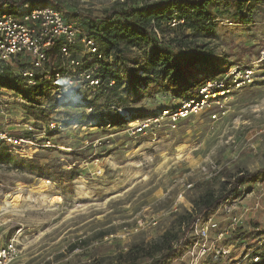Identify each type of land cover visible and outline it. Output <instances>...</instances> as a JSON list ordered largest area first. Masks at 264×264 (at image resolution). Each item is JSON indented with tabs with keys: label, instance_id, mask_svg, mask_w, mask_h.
I'll use <instances>...</instances> for the list:
<instances>
[{
	"label": "rangeland",
	"instance_id": "obj_1",
	"mask_svg": "<svg viewBox=\"0 0 264 264\" xmlns=\"http://www.w3.org/2000/svg\"><path fill=\"white\" fill-rule=\"evenodd\" d=\"M154 1L159 0H148ZM55 3L65 15L76 13L75 20L88 29L93 25L88 14L99 18L121 2ZM210 9L213 30L195 40L213 48L215 57L211 64L189 69V77L203 79L213 68L250 65L264 49L263 5L251 1L240 14L232 3L218 0ZM159 36L173 33L165 30ZM121 46V61L113 59L120 74V62L139 69L151 52L135 40ZM259 68L263 72L252 84L227 97L217 120L205 112L179 121L174 129L153 119L180 99L164 88L154 89L153 81L138 92L124 86L105 91L93 108L43 100L36 119L17 97L0 91V107L7 105L0 129L36 145L29 150L0 145V246L16 237L19 251L12 264H148L145 256L190 221L206 193L226 189L225 175L264 167V64ZM145 121L148 128L136 133L135 125ZM26 125L33 131L27 132ZM263 187L258 175L225 204L229 212L221 207L210 216L215 223L211 239L229 228L230 217L240 216L243 222L219 243L229 248L228 256L210 254L199 264H253L256 255L262 260L264 245L254 248L264 240V215L251 207ZM141 219L143 227L134 232Z\"/></svg>",
	"mask_w": 264,
	"mask_h": 264
},
{
	"label": "built area",
	"instance_id": "obj_2",
	"mask_svg": "<svg viewBox=\"0 0 264 264\" xmlns=\"http://www.w3.org/2000/svg\"><path fill=\"white\" fill-rule=\"evenodd\" d=\"M119 1L123 3L125 0ZM105 62L112 63L113 58L105 60L93 36L76 20L67 19L65 13L55 5L23 4L11 11H7L5 6H0V64L11 68L13 75L21 80L23 91H32L36 85H49L51 96L56 102L86 106L93 98L91 95L101 90L102 77L96 71L99 64ZM263 64L264 49L250 65H231L213 77H204L203 86L194 96L182 98L175 106L162 110L153 122L160 123L164 120L170 129H174L179 121H186L205 112L210 119L217 120L220 113L224 114L222 107L227 97L235 90L252 84L258 73L263 72L259 68ZM111 85L113 81L109 83V86ZM2 91L13 95L7 89ZM17 100L20 98L17 97ZM6 108L7 105H1V115ZM50 127L53 129L54 124L50 123ZM147 128L148 121L140 122L135 125L134 131L142 133ZM26 129L27 132L33 131L30 125H26ZM0 145L12 149L25 147L28 150L31 146H36L23 135L15 136L3 129H0ZM263 200L264 187L255 197L251 210L264 215ZM228 203L229 201L225 204ZM225 204L221 207L227 211L228 206ZM242 220L240 216L230 217L229 228L219 232L215 239H211L210 230L215 227L212 218L209 216L207 220L195 219L188 234L196 240L176 261L181 264H199L210 254L218 257L228 256L229 248L219 243L230 237L232 232L242 225ZM143 225L142 219L137 221L134 232H138ZM263 243L258 242L254 249ZM18 251L16 237L9 239L0 246V264H12ZM252 261L253 264L260 263L259 256H254Z\"/></svg>",
	"mask_w": 264,
	"mask_h": 264
},
{
	"label": "trees",
	"instance_id": "obj_3",
	"mask_svg": "<svg viewBox=\"0 0 264 264\" xmlns=\"http://www.w3.org/2000/svg\"><path fill=\"white\" fill-rule=\"evenodd\" d=\"M216 1L218 0H159L149 3L148 0H125L123 3L113 4L99 18H92L88 14L86 17L93 25L85 30L97 41L105 60L112 57L121 61L124 54L121 45L127 41L135 40L151 47L147 61L139 69L127 68L120 62V74L113 66L114 62L100 63L96 72L102 77V86L90 103L95 102V98L105 91H114L124 86L127 91L138 92L140 87L146 89L152 81L154 89L164 88L179 99L194 96L203 86L204 78L199 79V75L189 77L188 70L211 64L215 57L213 48L206 43H198L195 39L213 30L215 15L210 4ZM225 1L232 3L240 14L251 1L264 6V0ZM23 4H53V0H0V6H5L7 11ZM53 5L62 10L58 3ZM77 16L76 13L66 14L69 20H75ZM172 22L177 24L170 27ZM165 30L172 31L173 36L166 39L160 37L159 34H164ZM213 69L217 71L216 74L221 71ZM213 69L204 77L215 76L216 74H211ZM111 81L113 85L109 86ZM21 86V80L13 75L11 68L0 64V91L7 89L15 97H19L21 106L30 117L38 118L36 114L41 108V101L54 103L49 85H36L32 91H23ZM90 103L85 107L93 108L95 103H92V107L89 106ZM258 175L264 178V167L252 173L225 175L226 189L218 195L206 193L196 203L195 213L190 221L177 230L162 248L145 256L148 264H172L179 259L196 240L188 234L193 221L197 218L207 220L227 201L238 197L242 186L256 182ZM263 245L264 243L261 246ZM128 264L138 263L133 261ZM258 264H264V255Z\"/></svg>",
	"mask_w": 264,
	"mask_h": 264
}]
</instances>
